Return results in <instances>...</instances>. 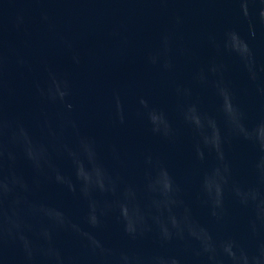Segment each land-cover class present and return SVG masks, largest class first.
<instances>
[{
    "label": "water",
    "instance_id": "95a60500",
    "mask_svg": "<svg viewBox=\"0 0 264 264\" xmlns=\"http://www.w3.org/2000/svg\"><path fill=\"white\" fill-rule=\"evenodd\" d=\"M0 264H264V0H0Z\"/></svg>",
    "mask_w": 264,
    "mask_h": 264
}]
</instances>
